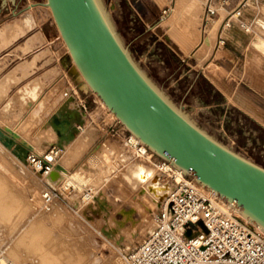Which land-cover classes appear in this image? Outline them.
<instances>
[{
  "label": "rangeland",
  "instance_id": "obj_1",
  "mask_svg": "<svg viewBox=\"0 0 264 264\" xmlns=\"http://www.w3.org/2000/svg\"><path fill=\"white\" fill-rule=\"evenodd\" d=\"M46 1L20 0L15 15L10 5L3 8L4 13L0 15V32L6 24L23 21L26 13H30L33 23L23 24L21 27L29 31L21 28L20 34L11 37H14L11 42H4L0 37L3 42L0 43V112L7 102L13 103L9 114L2 113L1 117L8 121L18 119L20 126L19 121L26 114L16 103L18 89L37 78L45 95L50 97L49 102L60 93L63 105L69 97L82 100L80 107L85 113V122L79 138L87 129L96 135L83 143L79 139L80 145L73 151L69 150L71 143L65 152L56 154L57 161L66 164L69 176L54 185L47 183L42 167L30 164L34 152H28L27 159L20 160L0 144V184L6 185L7 191L24 208V214L16 222L19 226L14 230L10 223L0 222V253L13 247L18 240L15 235L23 227L36 225V244L40 243L44 249L57 246L66 261L127 264L126 253L146 239L156 224L155 216L161 205L157 206L143 188L134 190L125 182V173L135 159H140L134 158V146L129 142L131 133L92 90L81 85L82 77L76 74ZM100 1L123 45L161 93L202 131L264 167V37H257L253 45L259 48L258 52L250 49L248 54L254 56L250 59L255 62L252 68L244 71L227 63L224 69L228 71H225L217 65L219 53H214L220 35L218 26L214 30V45L204 44V48L199 49L211 33L210 27L202 21L206 0H165L167 6L162 10L158 7L159 0H142L145 5L153 6L149 19L139 15L132 0ZM30 3L35 5L28 9ZM138 7L143 10L140 5ZM176 7L177 12L173 13ZM170 14L173 17L169 22L180 34L174 38L183 50L187 48L184 52L169 36H163L158 26L161 18ZM172 30L175 35V29ZM254 30H258L257 27L249 32ZM24 46L27 48L23 49ZM242 59L244 61L245 57ZM12 70L14 73L21 71L22 76L11 79ZM225 79L233 81L227 94L217 82ZM253 106L260 109L263 118L250 111L249 107ZM40 146V150L35 151L41 155L36 154L38 160H43L44 152H57L60 148L56 141ZM106 147L113 150L105 152ZM156 157L159 161L163 159ZM74 174L80 179L72 180L70 176ZM68 179L71 182H67ZM4 253L5 250L0 254V261L6 264H32L34 261L25 253L22 262H14L11 258L6 261L1 256Z\"/></svg>",
  "mask_w": 264,
  "mask_h": 264
},
{
  "label": "water",
  "instance_id": "obj_2",
  "mask_svg": "<svg viewBox=\"0 0 264 264\" xmlns=\"http://www.w3.org/2000/svg\"><path fill=\"white\" fill-rule=\"evenodd\" d=\"M48 4L79 70L127 128L185 174L236 202L264 230V167L202 131L161 93L123 45L100 0ZM18 149L26 158L29 151ZM165 185L161 207L176 190L172 180Z\"/></svg>",
  "mask_w": 264,
  "mask_h": 264
},
{
  "label": "bare ground",
  "instance_id": "obj_3",
  "mask_svg": "<svg viewBox=\"0 0 264 264\" xmlns=\"http://www.w3.org/2000/svg\"><path fill=\"white\" fill-rule=\"evenodd\" d=\"M45 4L48 7L49 11L51 12V14H52V16L56 22V19H55L54 14H53V10H52L51 6L48 4V0L45 2ZM34 5H35V3H30L28 9L32 8ZM176 12H177V7L174 8V10H173V13H176ZM26 14H27L26 16H24V14H23V18H25V19L21 18L23 21L18 20L20 22H14V23H11L8 25L6 24V26L4 28H2V30L0 32V37L5 39L4 42H6V40H8L7 42H9V41L11 42V40H14L13 39L14 37L12 39H11V37L17 36L18 34L21 33L20 32L21 28L22 29L25 28V27L23 28L21 26H23V24L27 25L26 23H28V24L31 23V17L32 16L30 15V13H26ZM32 24L33 23H31V25ZM56 24H57V22H56ZM213 25H215V24H213ZM57 26H58V24H57ZM30 27H32V26H30ZM30 27H29V29H30ZM215 27H217V26L215 25ZM215 27L210 30L211 33H210L209 37H210L212 42L214 40L213 37H214ZM58 29L60 31L61 37L64 39L65 44L67 46L69 58L73 61L72 64L75 66L76 74H78L80 77H82L81 85L84 87V89L92 90L95 93V95L97 96V98L105 105V107L117 118V120L119 122H121L124 125V128L126 130H129L127 128V126L117 117V115L109 108V106L99 97L97 92L94 91L93 88L90 86V84L87 82L84 75L79 70L78 66L76 65V63L73 59V56L71 54L70 48H69L65 38L63 37L59 26H58ZM25 31L28 32L29 30H26V28H25ZM25 31L23 30V32H25ZM21 36L22 35H20V37ZM9 37H10V40L8 39ZM1 41H3V40H1ZM176 42L179 44L178 40ZM0 43L3 44V42H0ZM219 43H220V39H219ZM212 45H214V43ZM29 46H30V44H29ZM24 48H27V47L24 46L23 49ZM186 49L187 48H184V50H186ZM206 52H208V51H206ZM222 54H223L222 51L219 52V56H221ZM36 57H37V54H36ZM204 57H206V56H204ZM36 59L38 60V58H36ZM32 60L34 62L35 58ZM254 63L255 62H252L250 59L247 60V62L245 64L246 69L252 68ZM61 96L60 95L58 96L57 101L61 99ZM76 107H77V102H76L74 97H71L52 116L50 123L53 126V128H49V131L47 130L48 127L47 128H41V130H42L41 131V133H42L41 137L46 138V136L48 137V134H50L49 132H51V134H53V137L55 139H58V145L60 147L59 151H57V152L46 151L43 154L44 161L49 165V170L45 171V177L47 179V183L50 185L51 184L54 185V184L59 183V182L61 183V181L65 180L66 177L69 176L68 168H67L66 164L62 163V162L60 163L59 161H57L56 154H58L60 151L65 152L67 150V146L71 145V143H73V145H71L72 147H70L69 150L73 151L77 148L78 145H80V143H79L80 141H78L79 139H81V141L83 143L84 141L85 142L90 141L96 135V133L91 131V129H87L85 131V135H83L81 138H79L80 137L79 135L81 134L82 129H84L83 125H84L85 119H84V115L81 114L79 109H77ZM249 109L257 117L263 118L262 117L263 114H261V111L259 108H256L253 106L252 108L249 107ZM53 130H55V131H53ZM14 131H15V129H14ZM130 133H131V136L129 137V142H131L133 144L134 150L136 153L134 158H140V159H138V160L135 159L133 161L129 171L127 173H125L124 180L127 183V185L131 187V189L139 190V189L143 188L144 191L146 192V194L152 199V201L157 206H160L161 201L159 198L161 196V192H163L165 187H166L165 184H167L168 181L172 180L171 177H173V176H176L178 178L182 177L183 173H185V172L181 168L176 166L172 161H167L165 159H162L161 161L157 160L156 156H159V155L156 154L153 150H151L132 131H130ZM23 138L24 139L22 141H19L18 139H20V138H17V133L13 134V133H11V130H9V129L7 130L5 128L0 127V144L5 146L6 148L10 149L20 160H25V158H23L22 156L19 155L20 154L19 149H18L19 146L22 149L28 150L29 152L39 150L38 147H36L35 141H33V142L28 141V140H26L25 136H23ZM104 150H105V152H111L113 149L106 147V148H104ZM29 161H30V164L32 166H37L38 168L43 167L42 166L43 163H41L40 161H37V159L34 158V155L30 156ZM150 162H152V163H150ZM92 170L95 171L94 168L93 169L91 168V171ZM189 175L191 176V177L189 176V178L196 180L200 189L202 190V192L205 195H210V194L214 193L215 195H217L218 199H220L221 201H224L225 204L221 203V206L224 209L229 210V212H231L233 214L235 213V214L242 216L247 222L253 223L257 227L261 228L257 223L250 220L246 215L243 214L242 208L240 206H238L236 202L226 201L223 197L219 196L213 188H210V187L204 185L203 183L199 182L194 175H192V174H189ZM74 176H75V178H74ZM74 176H72V175L70 176L71 179L73 178L72 180H75L76 178L80 179L78 174H74ZM67 182H71V181L68 179ZM5 187H6V185L0 184V222L10 223L9 226H11V230H14L16 228V226L17 227L19 226L18 225L19 222L17 223V225H16V222L19 221L20 220L19 218L21 217V215L24 214V208L22 207L23 204L21 206V202H19L17 199L12 197V195L7 191V188H5ZM164 203H165V201H164ZM163 206H164V204L162 205L161 209H163ZM19 209H21V210H19ZM201 224L207 230V227H206L204 221H201ZM35 229H36V225H34V226L30 225L28 227H26V226L23 227L21 229V231H19L18 234L15 235L18 240H16L14 242L13 247L5 248L4 249L5 255L3 254L1 256H4L6 259L11 258L14 260V262H16V261L22 262L21 259H23V257L25 256L24 255V253H25L27 255V257L29 256L31 258V260H34V261H32L33 262L32 264H74V262H72V260L66 261L65 259H63L61 257L59 251L56 248L57 246H50L49 248L44 249V247L40 243L36 244V242H35V235H36ZM4 250H3V252H4ZM3 252H1V253H3ZM5 258H4V260H5ZM27 260L28 259H26V261ZM31 260H28V261H31ZM6 261H8V259ZM9 261H11V260H9ZM20 262H17V263H20ZM0 264H6V262L0 261ZM11 264H13V263H11Z\"/></svg>",
  "mask_w": 264,
  "mask_h": 264
},
{
  "label": "built area",
  "instance_id": "obj_4",
  "mask_svg": "<svg viewBox=\"0 0 264 264\" xmlns=\"http://www.w3.org/2000/svg\"><path fill=\"white\" fill-rule=\"evenodd\" d=\"M218 1L206 0L205 23L218 14ZM262 1L255 0L257 9L262 6ZM222 2L225 5L228 0ZM248 2L243 0L233 16L250 31L252 24L241 19L242 9L248 6ZM231 17L224 23L221 33L231 25ZM220 43H224L223 36H220ZM37 161L44 164L41 170H49L44 159L37 158ZM189 176L183 173L182 177H171L176 190L156 214V224L146 239L126 253L127 263L264 264V230L224 209L221 206L224 201L214 193L205 195L196 180Z\"/></svg>",
  "mask_w": 264,
  "mask_h": 264
},
{
  "label": "crops",
  "instance_id": "obj_5",
  "mask_svg": "<svg viewBox=\"0 0 264 264\" xmlns=\"http://www.w3.org/2000/svg\"><path fill=\"white\" fill-rule=\"evenodd\" d=\"M134 1L133 4L137 9V12L141 17H146L147 19L151 18L150 13L153 11V6L145 5L142 0H132ZM161 4H159V8L162 10L164 7L167 6V3L165 0H159ZM243 0H228V2L223 5L222 0H219L217 2L218 7V14H216L209 22L206 23L205 26L210 27V30L216 26L219 27L220 35L217 37V42L214 46V53L218 55L217 53L222 51L224 54H222L220 57L217 58L218 67L224 69L225 66H228L227 63H231L235 65V68H239L241 70H247L245 67V64L247 60L253 58L252 56L248 55L250 54V49H253L255 52H258V47L253 48L256 45V39L257 37H264V1L261 2V7L257 9V6L255 5V0H249L248 6L243 7L242 11V20H244L246 23L252 24V27H257L258 30H254L253 32H249L245 30L238 22L236 16H233L234 11H236ZM17 2V3H16ZM20 3V0H0V15L4 13L3 8L6 6H11V10H13L12 14H14V10L18 8V5ZM177 4V2H176ZM191 4V3H190ZM141 6L143 10H140L138 6ZM206 5V3H205ZM151 7V8H150ZM171 10V8L169 9ZM204 12L202 14V21L203 24H205L203 16ZM262 12V13H259ZM172 14V13H171ZM164 15L161 19V22L158 24L159 27H161V30L163 31V36H169L171 39V42H173L176 46L179 47L181 52H184V50L180 47V45L176 42L175 37H178L180 34L178 30L175 28L173 23H170V19L173 17V15ZM232 15V23L230 26L226 27L223 32L221 33L224 23L228 20V18ZM166 22V26H163V23ZM215 24V25H213ZM157 26V25H156ZM175 35H173V30ZM260 29V30H259ZM223 36L224 43H219V37ZM200 44V43H199ZM204 44H212V41L210 37H208L205 40V43H202L199 45V49L204 46ZM240 53V55H239ZM242 57H245V60L243 61ZM1 59V58H0ZM183 61H185L183 59ZM17 68V67H15ZM238 68V69H239ZM226 69V68H225ZM224 69V70H225ZM228 71V70H225ZM231 72V71H230ZM11 79H14L15 77L19 78L22 76V72H13L11 71ZM243 76V74H242ZM5 77V76H4ZM217 82L221 85H223V91L227 94V90L232 86L233 81L229 79H225L223 82L220 80H217ZM215 83V82H214ZM4 84V83H3ZM216 84V83H215ZM5 85V84H4ZM217 85V84H216ZM218 86V85H217ZM219 87V86H218ZM63 92V91H61ZM18 95L16 97V103L17 106L20 107L23 112H25V116L23 115V119L19 121L20 126L17 124V121L12 120H6L5 118H2L1 115L4 114V116H7L9 114L11 107L13 106L12 101L7 102L1 109L2 113L0 112V127L11 130V133H17V138L19 141H22L25 136L26 140L28 141H35L36 147L40 150V144L47 145L52 141H56L58 144V139H55L53 137V134L49 132L48 137L42 138L41 135V128H47L49 131V128H53V126L50 123V120L52 116L57 112L58 109L63 106L64 99L61 96L62 94H57L53 101L49 102L51 99L50 97L45 95L43 86L39 79H32L26 84H24L22 87L18 89ZM61 96V99L57 101L56 97ZM71 97L68 98V100ZM77 102V109H79L81 114H85L83 110L81 109L82 100H78V97H74ZM78 100V101H77ZM32 128H34L33 132ZM15 129V131H14ZM31 129V130H30ZM47 131V132H48ZM55 131V130H53ZM20 136V137H19ZM32 152V151H31ZM34 157H36V154L38 152L33 151ZM32 154V155H33ZM39 154V153H38ZM37 156H41L38 155ZM41 158V157H39ZM36 159V158H35Z\"/></svg>",
  "mask_w": 264,
  "mask_h": 264
}]
</instances>
